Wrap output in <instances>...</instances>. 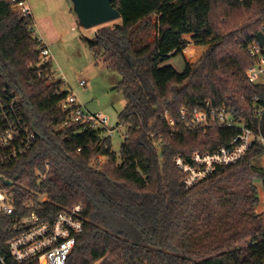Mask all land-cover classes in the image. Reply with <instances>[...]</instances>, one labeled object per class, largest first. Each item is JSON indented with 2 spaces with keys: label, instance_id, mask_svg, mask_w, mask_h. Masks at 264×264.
I'll return each instance as SVG.
<instances>
[{
  "label": "trees",
  "instance_id": "trees-1",
  "mask_svg": "<svg viewBox=\"0 0 264 264\" xmlns=\"http://www.w3.org/2000/svg\"><path fill=\"white\" fill-rule=\"evenodd\" d=\"M112 4L121 24L82 42L122 78L116 91L127 106L118 127L127 135L119 155L107 128L69 123L60 129L69 121L60 103L70 93L55 78L52 61L42 63L47 46L34 33L32 14L15 11L14 0H0V86L20 96L38 133L27 156L12 170H0L32 190L16 191V214L53 222L82 205L87 221L67 264H263L264 215L255 209L256 181L264 185V147L252 146L238 163L218 167L191 189L175 159L214 153L239 133L238 126L193 130L190 118L180 119L181 110L206 102L264 138V88L247 76L254 65L247 45L262 29L264 0ZM186 36L209 48L196 64L184 59L178 72L167 63L184 58ZM46 164L48 176L38 184L35 174L45 173ZM10 228L11 218L0 217L1 256H8ZM7 263L13 264L8 257Z\"/></svg>",
  "mask_w": 264,
  "mask_h": 264
},
{
  "label": "built area",
  "instance_id": "built-area-1",
  "mask_svg": "<svg viewBox=\"0 0 264 264\" xmlns=\"http://www.w3.org/2000/svg\"><path fill=\"white\" fill-rule=\"evenodd\" d=\"M14 1V10L17 9L23 16L31 14L25 1ZM260 33L264 35V21ZM247 51L254 59V65L247 72L248 80L252 85L264 88V46L260 45L256 37L254 42L247 45ZM40 55L42 63L52 61V54L47 47L41 50ZM53 79L50 78V81ZM86 85L85 81L80 83L82 88ZM60 109L69 115V121L60 129L69 123L107 128V118L86 112L72 94L60 103ZM263 112L264 109L259 110V115H263ZM164 118L174 131L175 122L167 111ZM188 118L191 119L193 130L213 125L226 128L238 126L240 130L228 146L214 153H196L190 159H175V166L184 175L186 189L208 179L218 167L238 163L252 146L264 147V138L260 134L244 122L236 121L226 109L214 108L210 102L194 108L192 112L181 110L180 119L186 121ZM37 139L35 127L24 116L20 96L0 86V170H12L33 150ZM49 168L50 165L46 164L45 173L35 174L38 184L47 178ZM6 182H11V186H7ZM17 190L32 191L26 182L0 174V217L11 218L10 230L14 234L7 242V257L13 264H67L87 221L84 207L75 205L59 213L53 222H43L35 213L16 214L14 194ZM7 257L0 255V264H8Z\"/></svg>",
  "mask_w": 264,
  "mask_h": 264
},
{
  "label": "rangeland",
  "instance_id": "rangeland-1",
  "mask_svg": "<svg viewBox=\"0 0 264 264\" xmlns=\"http://www.w3.org/2000/svg\"><path fill=\"white\" fill-rule=\"evenodd\" d=\"M28 3L34 16V33L52 49L55 78L65 83L66 90L77 98L86 112L107 118L112 150L119 155L127 135L126 127H118L119 115L127 106L123 96L116 91L122 78L102 61H97L82 38H92L100 28L115 26L121 21L84 29L70 0H28ZM185 38L189 44L184 50V58L178 56L167 63L178 72L184 69V59L196 64L209 48L197 45L191 36ZM82 81L87 84L85 88L80 86ZM101 162L106 160L101 159Z\"/></svg>",
  "mask_w": 264,
  "mask_h": 264
},
{
  "label": "water",
  "instance_id": "water-1",
  "mask_svg": "<svg viewBox=\"0 0 264 264\" xmlns=\"http://www.w3.org/2000/svg\"><path fill=\"white\" fill-rule=\"evenodd\" d=\"M70 1L79 19L80 26L84 29H94L121 19L120 13L112 4L113 0ZM257 40L261 46H264V35L262 33L257 34ZM6 184L11 186V182H6Z\"/></svg>",
  "mask_w": 264,
  "mask_h": 264
},
{
  "label": "crops",
  "instance_id": "crops-1",
  "mask_svg": "<svg viewBox=\"0 0 264 264\" xmlns=\"http://www.w3.org/2000/svg\"><path fill=\"white\" fill-rule=\"evenodd\" d=\"M25 2L28 5V7L30 8L31 14L33 16L32 9H31V7H30V5L28 3V0H25ZM33 18H34V16H33ZM42 41H44V40L42 39ZM44 44L48 48V45L46 43H44ZM48 49L50 50L51 54H53L52 53V49L50 47ZM261 164L264 167V156L261 159ZM256 186H257V189H258L259 203H258L255 211H256V213L258 215H264V185L262 184L261 181H256Z\"/></svg>",
  "mask_w": 264,
  "mask_h": 264
}]
</instances>
